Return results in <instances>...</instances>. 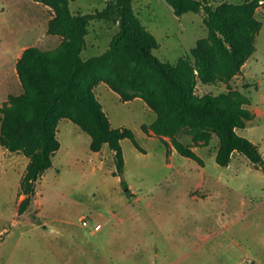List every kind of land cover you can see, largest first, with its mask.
Masks as SVG:
<instances>
[{"label":"rangeland","instance_id":"rangeland-1","mask_svg":"<svg viewBox=\"0 0 264 264\" xmlns=\"http://www.w3.org/2000/svg\"><path fill=\"white\" fill-rule=\"evenodd\" d=\"M105 4L70 0L74 13L93 12ZM133 4L159 40L153 52L163 61L192 57L198 39L208 35L201 13L178 15L167 0ZM53 15L37 0H0V105L10 94L23 92L17 70L21 51L30 45L52 49L61 42L60 35L48 31ZM256 15L263 26L242 73L229 83L199 82L196 92L218 94L230 84L248 95L256 116L237 131L264 154V0ZM88 30L83 58L105 51L119 25L93 19ZM95 91L113 126L130 127L139 144L129 137L122 140L123 176L115 173L109 144L93 151L91 135L62 119L61 146L36 183L34 202L22 214L19 175L1 168L0 244H8L4 255L20 244L16 264H264V168L238 151L229 165H221L216 161L218 135L197 143L193 131L184 128L176 136L203 157L201 164L180 154L170 137L166 143L151 130L157 113L143 98L125 101L105 82Z\"/></svg>","mask_w":264,"mask_h":264},{"label":"trees","instance_id":"trees-1","mask_svg":"<svg viewBox=\"0 0 264 264\" xmlns=\"http://www.w3.org/2000/svg\"><path fill=\"white\" fill-rule=\"evenodd\" d=\"M37 1L54 11L48 31L60 35L61 42L52 49L24 48L17 60L23 92L10 94L0 105V144L30 158L21 181L25 197L19 205L20 214L34 202L37 181L53 165V155L61 146L57 131L63 117L91 135L93 151L109 144L115 153V173L123 176L122 140L129 137L139 144L130 127L113 126L94 89L101 82L125 101L143 98L157 113L151 130L166 143L165 137H170L180 154L204 163L191 145L176 136L189 128L197 143L206 144L218 135L219 164L229 165L238 151L264 168L259 145L237 131L256 116L249 107L250 97L230 84L218 94L196 92L199 82L229 83L242 73L263 26L256 15L261 0L218 5L208 0H167L178 15L201 13L208 27V35L192 48V57L182 56L176 62L163 61L153 52L159 40L135 11L134 0H106L102 9L88 13H74L70 0ZM93 19L118 24L119 30L105 51L83 58ZM122 184L131 192L123 177Z\"/></svg>","mask_w":264,"mask_h":264},{"label":"crops","instance_id":"crops-1","mask_svg":"<svg viewBox=\"0 0 264 264\" xmlns=\"http://www.w3.org/2000/svg\"><path fill=\"white\" fill-rule=\"evenodd\" d=\"M22 51L19 54V57L21 56ZM244 65L242 67V71H243ZM135 98H138V97H135ZM64 118L65 117L60 119L58 126L60 125L62 119ZM57 136H58V131H57ZM29 161H30V158L27 155H25L23 152L12 151L6 146L0 144V172H1V168L3 169L2 172L12 169L14 170L15 173L17 172L19 175V183H18V186L20 188V193H19L20 195L18 198L19 205H20L21 200L25 196L24 194L21 193V181L23 177V174L21 173V166L23 165L24 167L23 170H25L27 168ZM18 209H19V206H18ZM6 245L8 244H0V264H16V261H17L16 259L20 257V256H17L19 255L18 250H19L20 244H14V247H12L11 252L7 256H5L4 253L7 247ZM2 249L4 250L2 251Z\"/></svg>","mask_w":264,"mask_h":264},{"label":"built area","instance_id":"built-area-1","mask_svg":"<svg viewBox=\"0 0 264 264\" xmlns=\"http://www.w3.org/2000/svg\"><path fill=\"white\" fill-rule=\"evenodd\" d=\"M99 227V226H98Z\"/></svg>","mask_w":264,"mask_h":264}]
</instances>
